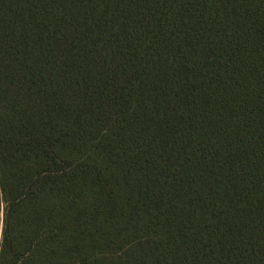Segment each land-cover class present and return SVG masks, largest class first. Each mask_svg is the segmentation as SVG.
I'll use <instances>...</instances> for the list:
<instances>
[{
    "label": "trees",
    "instance_id": "obj_1",
    "mask_svg": "<svg viewBox=\"0 0 264 264\" xmlns=\"http://www.w3.org/2000/svg\"><path fill=\"white\" fill-rule=\"evenodd\" d=\"M0 264H264V0H0Z\"/></svg>",
    "mask_w": 264,
    "mask_h": 264
}]
</instances>
